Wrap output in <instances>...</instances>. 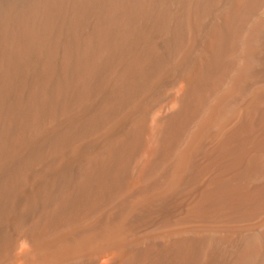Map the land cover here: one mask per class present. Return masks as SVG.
<instances>
[{"label":"bare ground","instance_id":"1","mask_svg":"<svg viewBox=\"0 0 264 264\" xmlns=\"http://www.w3.org/2000/svg\"><path fill=\"white\" fill-rule=\"evenodd\" d=\"M0 183V264H264V0H0Z\"/></svg>","mask_w":264,"mask_h":264},{"label":"rangeland","instance_id":"2","mask_svg":"<svg viewBox=\"0 0 264 264\" xmlns=\"http://www.w3.org/2000/svg\"><path fill=\"white\" fill-rule=\"evenodd\" d=\"M165 91V92H164ZM163 91V93L164 94H162L161 93V96L163 97V98H161V96H160V98H158V100L156 101V103H155V105H154V107H153V109H157L159 106H161V105H163L165 102L164 101H166V98L165 97H167L168 96V93H169V90L166 88L165 90ZM166 93V94H165ZM164 95V96H163ZM160 102H164V103H160ZM1 184V183H0ZM178 230H176V232H177ZM148 237L147 236H145V237H143V238H139V239H137V240H134L133 241V243H135V242H138V241H143L144 239H147Z\"/></svg>","mask_w":264,"mask_h":264}]
</instances>
